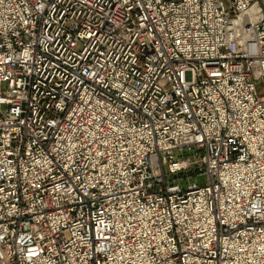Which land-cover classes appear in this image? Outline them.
Listing matches in <instances>:
<instances>
[{"label": "built area", "instance_id": "built-area-1", "mask_svg": "<svg viewBox=\"0 0 264 264\" xmlns=\"http://www.w3.org/2000/svg\"><path fill=\"white\" fill-rule=\"evenodd\" d=\"M0 264H264V0H0Z\"/></svg>", "mask_w": 264, "mask_h": 264}, {"label": "rangeland", "instance_id": "rangeland-1", "mask_svg": "<svg viewBox=\"0 0 264 264\" xmlns=\"http://www.w3.org/2000/svg\"><path fill=\"white\" fill-rule=\"evenodd\" d=\"M192 181H196V182H198L200 184H204L207 181V179H206V177H194L192 179Z\"/></svg>", "mask_w": 264, "mask_h": 264}]
</instances>
